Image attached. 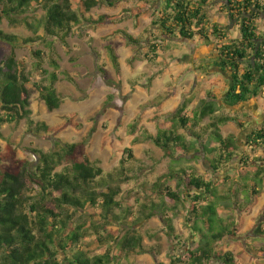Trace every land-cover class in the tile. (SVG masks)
Segmentation results:
<instances>
[{"label": "trees", "instance_id": "16d2710c", "mask_svg": "<svg viewBox=\"0 0 264 264\" xmlns=\"http://www.w3.org/2000/svg\"><path fill=\"white\" fill-rule=\"evenodd\" d=\"M121 1L0 0V22L3 19L10 24L25 21L33 33L21 37L0 29V43L10 47L0 58V127L22 119L38 131L56 132L68 126H81L75 113L63 116V120L52 127L44 121H33L30 96L36 92L48 111L59 106L61 100L56 87L59 65L52 54L54 41L69 48L68 38L76 25L116 22L120 15H93L92 10L100 6L114 7ZM74 2L76 9L72 8ZM207 3L208 0H162L160 6L153 9L156 14L151 23L163 35L184 39L198 37L209 48L212 38L218 39L219 43L213 47L212 65L231 82L220 99L208 90L195 107L183 102L173 115L158 120L155 134H146V138L173 162L169 171L151 184L150 192L155 197L136 198L134 210L123 205L122 188L117 182L122 180L124 162L133 157L130 148L125 149L127 158L121 159L120 173L113 180V174H106L98 160L90 159L85 141L66 142L61 151L33 149L32 161L19 158L16 149L6 143L0 147V264H121V258L135 248L140 253L157 254L128 231L132 228L130 224L155 215L162 218L167 234L175 241L176 253L169 256L168 264H251L247 258L222 247L226 238L240 231L224 212L229 209L248 212L257 202L264 178V125L254 126L246 135L242 143L246 146L244 149L238 137L224 135L220 125L233 123L245 128L249 122L230 108L264 95V31H259L255 23L264 5H259L258 0H225L223 8L231 18H237L240 30L239 38L226 41L222 26L208 17ZM151 8L152 1L145 0L123 7L121 14L137 21ZM39 9L43 11L42 19L34 17L32 22L25 17ZM41 29L42 35L39 34ZM115 33L121 34L128 44L141 42V37L126 30L119 29ZM43 40L48 47L51 69L43 66L44 51L34 50L33 55L38 59L35 68L40 77L33 80L24 63L17 60L15 49ZM150 49L153 55H147L146 59L154 62L159 56L157 45L150 43ZM107 50L119 70L114 49L108 45ZM220 110L227 111L217 116ZM206 117L213 120L204 124ZM247 150H260L263 155L251 160L245 154ZM178 151L191 155L199 165L179 164L175 159ZM235 157H240L244 166L234 170L235 177L225 175L218 180L206 176L220 174ZM173 179L182 189L176 191L169 184ZM29 189L32 191L28 194ZM186 201L185 221L190 235L183 240L174 232L172 220L177 208ZM79 211L85 215L81 223L74 220ZM110 224H118V230L108 229ZM122 224H127L129 229L119 236ZM253 232L264 240V223ZM247 244L248 252L257 259H264V246ZM104 246V253H90L89 248Z\"/></svg>", "mask_w": 264, "mask_h": 264}, {"label": "rangeland", "instance_id": "374dc122", "mask_svg": "<svg viewBox=\"0 0 264 264\" xmlns=\"http://www.w3.org/2000/svg\"><path fill=\"white\" fill-rule=\"evenodd\" d=\"M143 1L145 0H122L114 7H96L92 10L93 15L110 13L120 16L114 23L96 26L85 23L76 25L68 38L69 48L54 41L52 54L59 65V80L56 87L61 101L57 108L48 111L38 94L32 93L30 117L33 121H44L52 127L60 123L63 116L75 113L80 127L68 126L56 132L38 131L34 125L29 126L25 119L18 123H5L0 127V147L9 143L16 149L19 158L28 161L33 160V149L39 148L45 152L61 151L66 142L85 141L90 159L98 160L106 174H113V180L120 173L121 159L127 158L125 149L130 148L133 157L124 162V171L120 175L122 180L117 184L122 188L123 205L131 210H134L136 198L146 200L147 197L151 199L155 197L153 192H150L151 184L159 175L168 172L173 164L161 148L146 138V134H155L158 120L173 115L183 102L193 108L201 97L206 96L208 90L213 91L220 99L231 85L230 78L212 65L215 55L213 47L219 43L218 39L212 38L213 44L209 48L198 37L193 39L171 37L156 30L151 23L156 14L153 9L158 8L162 0H149L152 1L153 8L142 14L137 21L126 14H121L123 7L138 5ZM223 2L225 0H208L206 13L211 20L222 26L226 35L224 40L237 39L240 37L237 18L228 15L223 8ZM258 3L264 5V0H258ZM71 4L72 8L76 9V2ZM258 13L255 23L259 31H264V10L261 9ZM25 17L33 22L34 17L43 18V11L39 9L33 15L27 14ZM0 29L21 37L33 35L25 21L10 24L8 20L3 19L0 22ZM119 29L141 37V42L137 45L128 44L121 34L115 33ZM39 34H43L42 29L39 30ZM150 43L157 45L159 53L154 62L146 59L147 55L149 57L153 55ZM108 45L118 56L119 70L110 59ZM9 48L8 45L0 43V58L9 51ZM36 49L44 51L43 66L51 69L48 62L49 51L44 40L17 46L15 49L17 60L24 63L26 72L33 80L40 77L35 68V61L38 59L33 55ZM230 109L249 123L245 128L233 123L221 124V131L224 135L234 134L236 138L238 137L237 141L244 149L246 146L242 143L246 135L254 126L264 125V95ZM226 111L220 110L216 115ZM244 113L247 116H244ZM212 120L206 117L203 123ZM247 151L245 154L251 160L263 155L260 150L251 151L252 153ZM175 157L179 164L199 165L198 160L180 151ZM241 166L244 167L240 163V157H235L220 174L206 176L218 180L225 175L235 177L234 170ZM169 184L176 191L182 189L177 185L176 179L171 180ZM31 191L29 189L27 193ZM187 205V201L183 202L172 220L174 232L183 240L188 239L190 235L185 221ZM224 215H228L230 221H235L240 231L238 235L226 238L222 247L232 250L237 256L247 258L251 264H264V259H257L247 250V242L255 247L264 246V240L253 234L254 229L264 223V178L257 202L248 212L229 209ZM84 217V212L79 211L75 214L74 220L81 223ZM130 225L132 228L129 229L127 224H122L119 236L129 229V234L140 237L143 245L149 247L151 251L152 248L155 249L157 254L140 253L135 248L134 252L121 258V264H168L169 256L176 253V248L175 241L165 230L162 218L155 215L148 220ZM107 228L114 231L118 230L119 225L110 224ZM93 238L94 236H91V239ZM89 250L90 253L101 254L106 250V246L93 247Z\"/></svg>", "mask_w": 264, "mask_h": 264}]
</instances>
